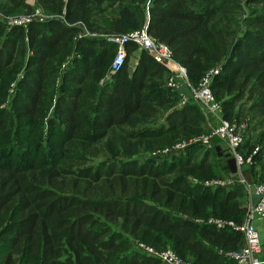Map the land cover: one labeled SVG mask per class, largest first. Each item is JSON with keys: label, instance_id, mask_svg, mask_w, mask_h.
I'll use <instances>...</instances> for the list:
<instances>
[{"label": "trees", "instance_id": "obj_1", "mask_svg": "<svg viewBox=\"0 0 264 264\" xmlns=\"http://www.w3.org/2000/svg\"><path fill=\"white\" fill-rule=\"evenodd\" d=\"M5 1L9 13L34 9L27 0ZM244 2L264 4L35 0L47 18L27 26L0 20V264H163L131 247V238L158 250L171 244L193 264H237L217 249L239 250L242 232L193 219L213 214L242 223L247 192L196 185L181 172L194 170L208 179L231 167L209 161V151L199 158L198 143L171 154L172 160L139 156L179 141L173 136L188 139L204 131L197 101L190 95L184 106H175L180 92L166 84L172 72L134 42L127 44L123 68L109 75L116 44L79 37L75 23L104 34L147 23L149 34L187 68L193 86L219 66L210 86L223 118L232 120L236 102L245 98L260 128L258 140L251 141L264 144V13L244 18ZM118 4L119 12L108 11ZM241 22L248 24L243 32ZM182 90L191 94L187 85ZM166 112L164 123L146 125ZM263 158L245 164V178L249 173L257 180L256 159Z\"/></svg>", "mask_w": 264, "mask_h": 264}, {"label": "built area", "instance_id": "obj_2", "mask_svg": "<svg viewBox=\"0 0 264 264\" xmlns=\"http://www.w3.org/2000/svg\"><path fill=\"white\" fill-rule=\"evenodd\" d=\"M45 18H47V16H44L42 19L36 17L19 18L12 20L9 24L11 26H27L34 20H43ZM88 34L87 32L85 33L86 36H88ZM107 35L108 41L117 46L109 69L110 74H116L123 68L128 57L127 44L129 42H134L141 50H145L154 60L163 64L172 72L168 86L174 89L177 87L179 88L181 86L180 80H183L191 90L194 99L202 104L208 113H212L219 117V112L221 113L222 111L221 103L216 99L210 85L213 76L219 73L220 68L209 70L205 76L202 77L198 86H193L189 82L187 68L174 59L173 53L168 45L149 34L147 23L142 28L128 33ZM82 36V34H79V37ZM182 98L186 101L187 96L182 94ZM219 118L220 125L218 127L211 128L209 132L201 137H193L186 141H179L171 147L164 149L162 153L165 155L176 154L185 151L188 146L195 143H210L213 141L214 137H221V139L227 141L236 158L238 166L237 175L228 178H213L211 180H206L205 184L212 187H230L236 181L244 182L247 188L248 209L242 223L216 219H209L206 222L208 224H213L218 229L229 227L241 231L244 239L243 245L239 250L230 252V257L239 260L243 264H262V262L256 257L263 247L256 222L264 219V184L248 182L244 175L242 176L241 174L242 166L245 164L252 165L254 163L253 154L245 158L240 151L244 143L247 124L245 120L237 123L236 121H231L223 117ZM144 248L150 254L157 257L163 264H193L180 258L178 254L170 248L163 250H156L151 246H144Z\"/></svg>", "mask_w": 264, "mask_h": 264}, {"label": "rangeland", "instance_id": "obj_3", "mask_svg": "<svg viewBox=\"0 0 264 264\" xmlns=\"http://www.w3.org/2000/svg\"><path fill=\"white\" fill-rule=\"evenodd\" d=\"M27 1L32 6H34V9L32 10V12H25V10H23V9H17V10H14V11L18 12V14H13V13L6 12V9H7V7L5 5L6 1L5 0H0V20H1V22L3 24H5L6 26H11L9 23L12 20H14V19L31 18V17H34V18L36 17L38 19H42V18H44V16H47L45 14V12L42 9H40V7H37L35 5V0H27ZM127 1L128 0H123V2H127ZM118 5H116L113 8H110V10H108V11H111V12H116L117 11V12H119V8L121 7V5H119V6ZM243 6H244V10L242 12V15H243L244 18L248 17V15L250 13H254V12H255V14L264 13V4L263 3H251V4H248V3L244 2ZM250 11H252V12H250ZM75 24L80 28V31H81L80 34H82V35H85V33L87 32V34L89 33L88 36H91V37H103L106 40H108L107 39V36H108L107 34L91 31L83 21L76 22ZM247 25L248 24L246 22H241L240 26L238 27V30L240 29V31L243 32L246 28H248ZM232 28H234V26ZM139 51L140 50H138L136 52H133L131 54L130 59H129L128 63H127V67H128L129 71H132L134 69L135 61L138 60ZM215 68H220V67L217 66ZM109 74H110V72H109ZM171 75H169L168 80L166 82L167 86H168L169 78L171 77ZM180 81H181L180 82L181 86L179 88L177 87V88L174 89V88L171 87V89L174 92H180V98H179L178 102L175 105V106H178V107H182L186 103H188L189 102V96L192 95V93L189 94L190 92H186V90H184V91L182 90L186 86V84L183 82V80H180ZM168 87H170V86H168ZM13 90H14V88L11 87V89H10L11 94H12ZM182 94L187 96L186 101L183 100ZM194 104L198 105L201 108V110L204 112V115H205L206 127H205L204 131H202L200 134H198L196 136H193V137H201L202 135H204L207 132H209L211 130V128L218 127L220 125L219 124L220 123V118L219 117H223V114L219 112V117H218V116H216V115H214L212 113H208L207 110L198 101L196 103L194 102ZM249 106H250V103L245 98L240 99L239 101H237L231 121H236L237 123H240L243 120L246 121L247 127H246V130H245L244 143L243 144L245 145L247 140L250 141V144L246 148H243V155H244L245 158H247V157H249L250 155L253 154V158H255V157L258 158L259 155L260 156H264V144L263 143H258V142L254 143L253 141H251V138L254 139V140L255 139L258 140V136L260 134V128L256 127L255 122L253 121V113L254 112L250 110ZM166 114H167V112L166 113H162L161 116L159 115L160 117H159L158 120H156L155 123H154L153 119H150V121H148V123L146 125L147 126H154V125H159L161 123H164L166 121ZM146 125H144V126H146ZM193 137H191V138H193ZM174 138H176V139L174 140ZM191 138L187 139V138H184V137H177V136H175V137L173 136L172 137V139L174 141H177V140L186 141V140H189ZM219 138L221 139V137H219ZM179 141H177L175 143L172 142L171 144L160 143L154 149H143L142 152L139 154V156H141V159L142 158L151 159L152 157H156V158L162 159V160L164 158L165 159L168 158L169 160H172L171 159L172 157H170V155H165V154L162 153V151L164 149H166L168 147H171L172 145L178 143ZM198 144H200V146L202 147V149L200 151H198V153H197V156H199V158H200V156L201 157L204 156L206 151H209L210 152L209 161H211L213 158H215V159L218 160V162H219L218 164H220V168L226 166L225 164H227L228 166L231 167V169H232V170H230L231 172H228V171L225 172L221 168L222 171L220 170V173H222V177H216V178H228V177H235L237 175V171L235 172L236 165H234V161H233L235 156H234V153L231 150L230 146L228 145L227 141H225L224 139H221L219 141H216V140L213 139V141L210 142V143H198ZM254 151H256V152H254ZM43 153L47 154V152L45 150H43ZM16 156H17V154H16ZM156 161L160 162L161 160H156ZM256 162H257V165H258V171H257V175L255 176V178L257 180H254V181L255 182L261 181L263 183L264 182V158L261 159V160L256 159ZM248 165H251V164H248ZM245 167H246V165L242 166V168H245ZM242 168H241V170H243ZM181 172H186L188 174V177L190 178V180H192L193 183L196 184V185H203V186H206V187L215 188V186L212 187L210 185L207 186L205 184L206 180H211L213 178H208V179L202 178L201 179V178L197 177L198 175L196 174V171L190 170V169H185V170H182ZM241 174L243 176V172H241ZM248 175L249 176L246 175L247 181L248 182H252L251 181L252 178H249L250 177L249 173H248ZM244 177H245V175H244ZM255 182H252V183H254V184H262V183H259V182L258 183H255ZM235 186H236V188H238V187L241 188V192L245 193V195H246V192H247L246 189L247 188H246V184L244 182L236 181L232 186L225 187V188H234ZM173 206L174 205H169L168 207L170 209H172ZM245 207H246V211H245V216H246V212H247V209H248L247 200L246 199H245ZM245 216H244V218H245ZM209 219H216V220H222V221H234L232 219H226V218H221V217H218V216H214L213 214L210 215L209 217H206V218H196V219H193V220L195 222H197V223L204 224V223H207L206 221L209 220ZM263 220L259 224V226H258V222L259 221H257L256 225H257V229L259 231L260 237H261V242H262V244L264 246V221ZM210 225H213V224H210ZM145 243H146V241L143 242V241L138 240L136 238H131V244H132L131 247L134 246L137 249H141V250L146 252L147 250L144 248V246H150V245L149 244L147 245V243L146 244ZM150 243H152V242H150ZM151 245L153 247L157 246L154 243H152ZM166 248L172 249L171 244H167L165 246V249ZM155 249L158 250L157 248H155ZM230 250L231 249H229V251H224V250H222L220 248L217 249V251L220 252L221 254H223L224 256L231 258L229 253L232 252V251H230ZM179 257L182 258L181 256H179ZM182 259H184V258H182ZM231 259H234V258H231ZM184 260H186V259H184ZM234 260L236 261L237 264H241V262L239 260H236V259H234Z\"/></svg>", "mask_w": 264, "mask_h": 264}, {"label": "crops", "instance_id": "obj_4", "mask_svg": "<svg viewBox=\"0 0 264 264\" xmlns=\"http://www.w3.org/2000/svg\"><path fill=\"white\" fill-rule=\"evenodd\" d=\"M137 62H138V60L135 61V65L137 64ZM263 183H264V182H263ZM263 221H264V220H263ZM261 222H262V220L258 222V226H259V224H260ZM256 257H257V259H259V260L262 262V264H264V246L262 247L261 252H260L259 254L256 255ZM241 264H243V263H241Z\"/></svg>", "mask_w": 264, "mask_h": 264}]
</instances>
